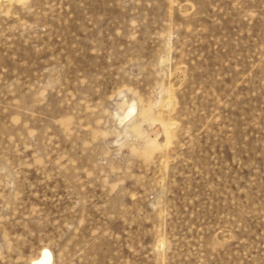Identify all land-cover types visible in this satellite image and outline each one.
Listing matches in <instances>:
<instances>
[{"label": "rangeland", "instance_id": "obj_1", "mask_svg": "<svg viewBox=\"0 0 264 264\" xmlns=\"http://www.w3.org/2000/svg\"><path fill=\"white\" fill-rule=\"evenodd\" d=\"M44 248L264 264V0H0V264Z\"/></svg>", "mask_w": 264, "mask_h": 264}, {"label": "bare ground", "instance_id": "obj_2", "mask_svg": "<svg viewBox=\"0 0 264 264\" xmlns=\"http://www.w3.org/2000/svg\"><path fill=\"white\" fill-rule=\"evenodd\" d=\"M132 109V108H131ZM52 260L51 251L47 248L42 249L40 256L34 260V264H49Z\"/></svg>", "mask_w": 264, "mask_h": 264}]
</instances>
